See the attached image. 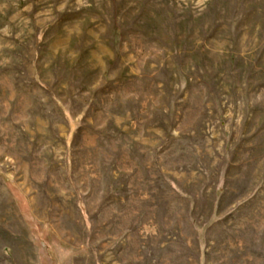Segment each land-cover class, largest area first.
<instances>
[{
  "label": "rangeland",
  "instance_id": "1",
  "mask_svg": "<svg viewBox=\"0 0 264 264\" xmlns=\"http://www.w3.org/2000/svg\"><path fill=\"white\" fill-rule=\"evenodd\" d=\"M0 264H264V0H0Z\"/></svg>",
  "mask_w": 264,
  "mask_h": 264
}]
</instances>
